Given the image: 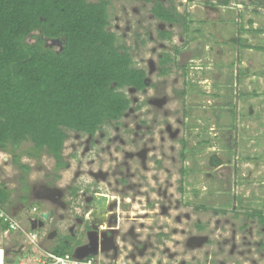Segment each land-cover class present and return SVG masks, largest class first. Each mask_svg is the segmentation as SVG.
I'll return each instance as SVG.
<instances>
[{
  "label": "rangeland",
  "instance_id": "obj_1",
  "mask_svg": "<svg viewBox=\"0 0 264 264\" xmlns=\"http://www.w3.org/2000/svg\"><path fill=\"white\" fill-rule=\"evenodd\" d=\"M154 1L169 2L183 21L154 18ZM223 1L110 0L107 30L145 71L147 87L122 89L129 109L93 136L68 131L61 170L42 153L21 156L24 174L0 151L4 210L24 230L33 207L53 211L48 230H34L36 247L23 243L32 255L20 261L70 234L79 217L68 211L70 192L78 189L112 201L101 264H264V224L246 217L264 214V0ZM12 237L0 233V250Z\"/></svg>",
  "mask_w": 264,
  "mask_h": 264
},
{
  "label": "trees",
  "instance_id": "obj_2",
  "mask_svg": "<svg viewBox=\"0 0 264 264\" xmlns=\"http://www.w3.org/2000/svg\"><path fill=\"white\" fill-rule=\"evenodd\" d=\"M109 4L110 0H0V151L10 152L22 173L29 167L20 162L21 156L37 160L42 153L54 160V170L65 168L62 150L68 131L93 136L129 109L122 89L140 92L147 87L145 71L133 66L128 50L107 30ZM151 5L157 20L183 21L169 2ZM160 36L165 39L168 34ZM46 41L59 42L60 50L47 47ZM167 56L161 65L169 61ZM24 142L30 144L28 150L16 153ZM9 198L10 191L0 184L1 209ZM246 217L264 224L260 211ZM6 228L0 221V231ZM73 241L68 235L59 237L49 252L70 255ZM23 255L32 253L4 250L5 259Z\"/></svg>",
  "mask_w": 264,
  "mask_h": 264
},
{
  "label": "built area",
  "instance_id": "obj_3",
  "mask_svg": "<svg viewBox=\"0 0 264 264\" xmlns=\"http://www.w3.org/2000/svg\"><path fill=\"white\" fill-rule=\"evenodd\" d=\"M31 214L36 215V218L29 220V225H30L29 229L24 230L16 219H13L4 209L0 208V221L7 226L6 230L3 231V233L8 234L11 232H17L20 235H22V237H24L25 244L36 247L37 235L34 232L35 229L34 230L31 229V225L33 221H37L38 223L39 221L42 220L41 218L42 213H39L36 208H32ZM37 223L35 224V227L36 229H40L41 226L38 227ZM11 252L15 253L13 251ZM10 259H14V258L11 257L9 259H5L4 252L1 250L0 264H8L7 261ZM10 264H99V263L93 256H89L88 258H84V259H76L71 254L58 256L52 254L49 251H42L40 256L33 257L26 262L14 259V261Z\"/></svg>",
  "mask_w": 264,
  "mask_h": 264
},
{
  "label": "flooded vegetation",
  "instance_id": "obj_4",
  "mask_svg": "<svg viewBox=\"0 0 264 264\" xmlns=\"http://www.w3.org/2000/svg\"><path fill=\"white\" fill-rule=\"evenodd\" d=\"M70 195H71V192H70ZM91 195L94 196L96 194L95 193L94 194L91 193ZM89 197L90 196L86 195L82 191L79 194L76 193L74 195V201H72V205L69 206V209L71 208V210H68V211H70V212H73L74 211V213L77 216H79V217H76V218L74 217L73 218L72 227H69V229H68V231L70 232V234H67L71 238H74V241H73V245L74 246H77V245H79L80 242H82V239L81 238L76 239L77 238V237H75L76 236V231L77 232L78 231L81 232L80 235L84 236L85 238H86V235L89 233L88 234V238L91 239L92 243H94V238L97 237V231H95L93 233H90V230H91V226L92 225L90 224V221H89V218H88V215L90 213L89 204H88L89 199H90ZM107 198H109V197H107ZM109 208L110 207H108V211H109L108 215L110 214ZM47 213H48V215L51 214V217H48V221H44L43 224L41 225V229L42 230H46V231L48 230L47 229L48 223H50V225H51V223L53 221V219H52V217H53V211H50V212H47ZM60 218H61V220H63V217H60ZM38 224L39 223H37V225ZM57 224H60V222H57ZM101 225L104 226L105 224H101ZM101 227L102 226H99V225L96 226V229L97 230H101V238H102V243H101L102 250H99L98 249L99 250L98 254L99 253L105 254V250L107 249V242L104 243L105 242L104 240L108 236L107 234L110 233V231L108 229H105V228L104 229H101ZM72 228H74L75 231L74 230L72 231ZM64 236H66V235H64Z\"/></svg>",
  "mask_w": 264,
  "mask_h": 264
},
{
  "label": "crops",
  "instance_id": "obj_5",
  "mask_svg": "<svg viewBox=\"0 0 264 264\" xmlns=\"http://www.w3.org/2000/svg\"><path fill=\"white\" fill-rule=\"evenodd\" d=\"M27 199V198H25ZM35 208V207H33ZM39 213H46V211L44 210H37ZM72 225V223H70ZM102 224V223H101ZM94 231L90 230V233H93ZM0 233H2V235H4L5 237L7 238H10L11 236L12 237V241L15 239V241H10V246L9 248H7V250H10V251H18L17 253H25L26 249L24 248V244H25V239L24 237H22L24 240L23 242L20 240V234L17 233V232H11V233H8V234H5L3 233V231H0ZM16 233L19 234L18 236H16ZM89 234V233H88ZM88 234L86 235V239L83 240V242H80L79 245L77 246H73L72 248V252H71V255L74 256L76 259H84V258H88L89 256H93L95 257L94 255V252L97 251V249L100 250V247H101V243H102V239L100 237V234H101V230H98L97 231V237L94 238V243H92L91 239L88 238ZM17 237H19L18 239H16ZM10 240V239H9ZM22 242V243H21ZM24 243V244H23ZM13 244V245H12ZM16 244V245H15ZM18 244V245H17ZM6 249V248H5ZM3 249V252L4 250ZM2 250V249H1ZM0 250V251H1ZM15 252V253H16ZM98 254V253H97ZM24 257L26 256H18V257H13L14 259L16 260H20V259H23ZM100 253L97 255V257H95V259L99 260L100 259ZM98 262V261H97ZM99 264H101L100 262H98ZM110 264H126L125 262H109ZM104 264H107V263H104Z\"/></svg>",
  "mask_w": 264,
  "mask_h": 264
},
{
  "label": "water",
  "instance_id": "obj_6",
  "mask_svg": "<svg viewBox=\"0 0 264 264\" xmlns=\"http://www.w3.org/2000/svg\"><path fill=\"white\" fill-rule=\"evenodd\" d=\"M111 199L108 200L107 197L105 195H101V194H96L94 196H92L90 199H89V209H90V213L88 215V218H89V221H90V224L92 225L91 226V230L92 231H98L96 229V226L99 225V226H102V224H105V218L106 216H108V207L111 203ZM48 217H51V214L48 215V213H42L41 214V218L43 221H46L48 220ZM39 221L38 223V227H40L42 224H43V221ZM37 223V221H33L32 222V225H31V229L34 230L36 227H35V224ZM13 252H16V251H13ZM14 261V259H10L7 261L8 264L12 263Z\"/></svg>",
  "mask_w": 264,
  "mask_h": 264
},
{
  "label": "bare ground",
  "instance_id": "obj_7",
  "mask_svg": "<svg viewBox=\"0 0 264 264\" xmlns=\"http://www.w3.org/2000/svg\"><path fill=\"white\" fill-rule=\"evenodd\" d=\"M108 200H110L109 198H107ZM0 255H1V253H0Z\"/></svg>",
  "mask_w": 264,
  "mask_h": 264
}]
</instances>
